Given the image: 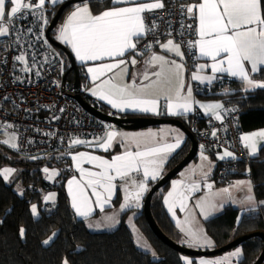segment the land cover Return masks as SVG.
<instances>
[{
    "label": "snow or ice",
    "instance_id": "snow-or-ice-1",
    "mask_svg": "<svg viewBox=\"0 0 264 264\" xmlns=\"http://www.w3.org/2000/svg\"><path fill=\"white\" fill-rule=\"evenodd\" d=\"M50 2L56 4L58 0H50ZM45 3L46 0H36L35 3H32V0H0V37H7L16 32V40L19 41L25 30L15 28L13 21L17 17L23 18L25 14L37 17L44 24H47L48 21L43 11ZM113 4L126 6H113L98 15H93L87 0H85L82 5L74 7L58 32L57 39L69 45L76 58L82 62L103 60L106 57L114 59L113 63H104L88 68V72L92 74L93 82L99 80L105 73L113 72V70H117L116 75L122 78L127 73V64H136L135 57L130 61L119 58L123 57L129 50H136L139 39L153 31L155 25L148 27L145 24L143 14L164 7L162 0L147 3L137 2V0H113ZM7 5H11V7L9 8ZM185 8L190 17L195 16L198 19L196 30L198 38L195 41H188L189 48H197L201 57H208L212 61L210 65H197L196 71L192 73V80L211 83L218 78L216 74L227 73L229 76L238 77L245 85L246 91L257 88L264 89V81H256L251 77V73H256L261 69V66H264V12L261 9V0H201L199 4L182 6L181 10L184 11ZM187 27L191 28L192 26L188 25ZM26 31L32 32V28L29 27ZM39 38L37 37V39ZM159 46L183 58L184 53L181 51V45L175 43L174 40L169 39ZM147 47L151 48L152 45L149 44ZM14 60L24 65L23 71H31L24 52L15 56ZM147 63L159 66V71L151 74L144 73L142 77L144 81H149L150 77H156L150 83L137 86L135 80L131 83H116L113 78H108L96 84L92 94L106 100L112 108L119 110L133 109L140 112L156 113L159 108L160 97L163 96L167 101L166 107L169 114L183 115L192 112L193 106L199 102L193 99L190 86L187 88L186 94H182L184 90V82L181 76L183 64L174 60L169 61L164 56L156 54H153ZM246 63L250 64V69L246 67ZM206 68L211 69L212 75H201ZM173 76L179 81L178 87L174 90V95L171 88L162 86L164 83H171ZM227 92L228 90H225L226 94ZM199 107L206 114L214 116L216 120H223L221 114L222 110H225L223 104H199ZM117 136L123 138L122 143L127 141L128 147L122 153L112 156L111 160L88 152L69 153L76 169L81 174L80 180L73 176L68 181L72 208L79 217L87 219L96 208L103 211L106 206H109L116 191L115 181L117 179L130 181V184L124 185L123 203L120 205V210L123 211L131 207L139 208L141 198L148 190L147 181L158 177L168 156L177 150L182 143L180 136H177L173 143H158L155 134L152 132L126 134L108 131L103 138L95 143V147L107 151L112 147ZM212 136H216L215 131L212 132ZM257 137L264 140V131L241 137L244 147L250 149L252 155L257 152ZM12 139H15V136ZM9 142V140L3 141L5 144H9ZM86 143L92 144L91 141L75 138L70 141L69 146ZM132 145L135 146V150L132 149ZM11 147L16 148L17 144L11 143ZM201 158L203 160L208 159L203 155V152H201ZM226 158H235L234 153L225 149L223 154L218 155V159L221 161ZM32 159H37V157H32ZM84 163L93 164L99 171L85 169L82 166ZM14 171L15 169L4 168L0 170V173L7 180ZM43 171L48 174L49 180L58 175L56 170L50 172L47 167ZM133 173H141L142 179L132 178ZM203 175L206 179L208 173L204 172ZM85 177H87L86 180ZM237 183L244 184L245 182ZM247 183L249 191H251V182ZM181 184L183 181H174L172 191L165 197L164 202L168 205V210L173 216L176 215L175 208L177 205L181 211L185 210V202L188 198L186 193L199 189L198 183H192L180 190L178 185ZM205 186L208 189L213 187L211 183H206ZM87 189H91V197H95L94 201L87 194ZM229 191V188L221 189L212 194L211 197L204 198L197 203V207L205 218L223 208L224 202L217 204L215 197L227 194ZM54 199V193L44 197L45 201ZM246 202L249 205H254V198L249 195ZM31 213L33 216L38 215L36 204L31 205ZM105 220L111 222L105 224V227H114V224L118 222L114 220V217H105ZM185 223L188 222L185 221ZM177 224L180 225L179 220ZM89 227H93V225L89 224ZM95 227L100 228L101 224L97 223ZM182 231H186L193 244H212L211 239L206 234L194 231L190 224L187 229L182 228ZM19 235L21 238L24 237L25 230L23 228L19 230ZM55 235L53 233L43 243L49 244ZM136 244L147 248L146 244H141L139 236L136 239ZM152 254L155 256V253ZM241 255L242 249L237 248L223 260H201L199 264H231V257L239 258ZM184 259L186 264H193L191 260ZM62 264H69L67 258L62 261Z\"/></svg>",
    "mask_w": 264,
    "mask_h": 264
},
{
    "label": "trees",
    "instance_id": "trees-1",
    "mask_svg": "<svg viewBox=\"0 0 264 264\" xmlns=\"http://www.w3.org/2000/svg\"><path fill=\"white\" fill-rule=\"evenodd\" d=\"M186 1L194 4L200 0ZM89 2L93 13L96 14L114 6L112 0H89ZM61 4L62 2L56 4L48 2L45 5L48 22H51ZM73 6L66 8L60 20ZM261 9L264 12V0H261ZM52 33L55 37L54 29ZM4 38L0 37V42L4 41ZM54 49L63 58L67 80L74 82L75 76L70 69L71 62L66 51L55 46ZM255 76L264 81V66H261ZM80 77L82 80L81 72ZM200 88L197 93L199 96L219 99L224 106H237L241 113L242 133L264 128V89L246 91L240 79L227 76L220 77L209 88L201 86ZM225 90H228L227 94ZM85 99L104 110L89 97L85 96ZM202 121L201 124H205L207 118ZM190 147L191 142L188 141L172 155L167 170L178 164L188 154ZM7 149L10 153L17 154L15 149ZM204 151L215 156L211 151ZM38 156L40 157L33 161L23 159L17 161L23 166L19 175L23 186L22 192L16 188L15 183L5 180L0 174V264H62L65 258L69 264H186L183 253L164 243L154 233L143 212L136 217V223L152 244L157 257L137 246L133 232L126 224V213L122 216L120 224L112 230L89 229L85 219L76 215L66 190V180L73 172L67 148L48 156ZM222 163L221 161L218 167ZM45 165L53 168L63 167V170L56 175L55 181L50 182L46 178L43 171ZM238 166V171L232 173L225 183L235 177L248 176L252 180L256 198L264 201V144L257 155L248 161H239ZM156 182L157 180L153 181L152 186ZM169 186L170 183L154 194L152 210L165 233L179 243L180 232L166 208L163 197ZM52 188L58 192L55 202L45 201V191ZM119 201L118 195L114 204H118ZM32 204L37 205V216L31 213ZM263 206L240 214V208L228 205L220 214L205 220L206 228L219 246L239 236L264 231V218L261 214ZM21 228L25 230L23 238L19 235ZM53 233L56 234L53 240L47 245L44 244L43 241ZM240 246L244 254L240 264H253L263 249V239L259 236L251 237Z\"/></svg>",
    "mask_w": 264,
    "mask_h": 264
},
{
    "label": "built area",
    "instance_id": "built-area-1",
    "mask_svg": "<svg viewBox=\"0 0 264 264\" xmlns=\"http://www.w3.org/2000/svg\"><path fill=\"white\" fill-rule=\"evenodd\" d=\"M162 2L163 8L143 14L145 24L155 27L139 39L136 50L132 51L145 57L169 36L181 44L188 67L193 68L196 51L189 48L188 41H195L198 37V20L190 17L186 8L181 10L182 6L190 5L186 0ZM32 3L35 1L32 0ZM43 11L47 19L45 7ZM48 23L44 24L30 14L17 17L13 21L15 28L25 30L21 39L17 41V33L13 32L0 42V129L17 136L15 150L21 156H48L68 148L72 138H96L111 127L76 100L77 92L74 84L66 78L63 58L46 37ZM188 25L192 27L188 28ZM29 27L32 32L26 31ZM149 44L151 48L147 47ZM21 52L26 54L31 71H23L24 65L14 60ZM194 89L196 93L201 90L198 84H194ZM79 92L84 94L85 87L81 86ZM224 109L223 120L208 118L205 124H201L206 117L201 110H195L188 122L200 148L203 145V150L215 155L225 149L234 153L235 158L224 160L217 168L214 175L216 184H225L229 176L238 171L239 161H248L255 156L241 140L240 110L234 105H225ZM106 113L119 116L113 110ZM213 131L216 132L215 137L212 136ZM261 214L264 218V206Z\"/></svg>",
    "mask_w": 264,
    "mask_h": 264
},
{
    "label": "crops",
    "instance_id": "crops-1",
    "mask_svg": "<svg viewBox=\"0 0 264 264\" xmlns=\"http://www.w3.org/2000/svg\"><path fill=\"white\" fill-rule=\"evenodd\" d=\"M63 1H65V0H58V2H63ZM137 2H146L147 3V2H154V0H137ZM200 2H201V0L198 3H194V4H199ZM49 3L53 4L50 1H49ZM87 3H88V6H89V8H90V10H91L93 15H98L101 12H103L104 10L112 8V7L106 8V9H104L101 12L96 14V13H93L90 2L88 1ZM45 5H46V3H45ZM114 6L119 7V6H126V5H122L121 4V5H114ZM74 7H75V5L66 13V15L62 18V20H60L62 25L65 22L66 17L69 15L70 11L74 10ZM55 38H56V35H55ZM169 39L174 40L175 43H179L174 38L167 36V37L163 38L160 41L159 45L163 44V43H166ZM57 40L60 41L59 39H57ZM60 42H62V41H60ZM63 44H65V43H63ZM65 45L71 51V53L74 55V57L76 59V62L78 64V66H79L80 72L83 74L82 85H81V86L85 87V93H84L85 95H83V96L84 97L87 96L90 99L94 100V102H97L104 109L102 111L109 112L110 110H113V111H116L118 115L180 117L181 119L186 120L187 122H189L191 120V118H192V114L194 113V111L195 110H201L204 113V115H205V117L207 119L208 118H214V116L206 114L204 112V110L199 107V104L221 103V104L224 105V103L221 100H219V99H207V98H204L202 96L197 95V93H196V91L194 89V84H198L199 86H201L203 88H205V87L209 88L211 85H214L216 80H218L222 76H227V77L239 79L238 77L229 76L227 73H218V74H216L218 78L213 80L211 83H208L207 81H204V82L194 81V80H192V73L194 71H196V66L199 65V64H208V65H210L212 63L211 59L208 58V57H201L199 55L198 49L195 48V51H196V63H195V66L193 68H190V67H188L185 54L183 55V58H181V57L176 56L175 53L168 52V51H166L165 49L161 48L158 45V47H157V49L155 51L147 54L145 57H141V56L133 53L132 50H129L128 52L125 53V55L123 57L119 58V59H124L125 61H130L133 57H135V59H136V64L135 65H132L131 63L127 64V73L124 74L122 76V78L120 76L116 75L117 70H113V72L105 73V75L101 76L99 80L93 82V80L91 78L92 74L88 72V68L89 67H96V66H98L100 64H104V63H113L114 59L106 57L103 60L84 61V62H82V61H80V60H78L76 58V56H75L74 52L72 51L71 47L69 45H67V44H65ZM181 51L184 53V50H183L182 46H181ZM153 54L162 55L169 61H173L174 60L177 63H182L183 64L184 67H183V71L181 73V76H182V79H183V82H184V90H183L182 94H186L187 88L190 86L192 88L193 99L195 101L199 102V104H195L193 106L194 110L192 112L187 113V114H183V115H171V114H169L168 110H167V107H166L167 101H166V99L163 96L160 97L159 108H158V111L156 113H153V112H140V111H135L133 109L119 110V109L112 108V106L110 104H108V102L106 100H102L98 96L92 94V90L95 88L96 84H99L101 81H103L105 79H108V78H113L114 82H116V83H131L133 80H135L137 86H140L141 84L150 83L151 80L156 79V77H150L149 81H144L142 79V77H143L145 72H148L149 74H151L153 72L159 71V66L158 65H151V64L147 63V61L150 59V57ZM246 67L250 69L251 66H250V64L246 63ZM71 71H73V74L75 76L74 70H71ZM256 73H251L252 79H254L256 81H262V80H259L255 76ZM201 75H212L211 69L210 68H206L201 73ZM66 76H67V74H66ZM74 82H75V79H74ZM74 82H72V83L74 84ZM178 85H179L178 79L173 76V77H171V83H164L162 86L165 87V88H171L173 90L172 94L174 95V90H175L176 87H178ZM244 88H245V85H244ZM223 113H224V110H222V113H221L222 116H224ZM107 123H109V125L111 126L108 131H116L118 133H126V134H138V133L152 132V133L155 134V139H156V141L158 143H173L175 141V138L177 136H180V137H182V143H181V146L177 150H175L174 152H172L168 156L167 160L165 161V163L163 164V166L160 169L158 177L156 179H154V180L153 179H149L147 181L148 190L142 196L141 201H140L141 206L139 208L131 207V208L125 209L123 211L120 210V205L123 203L124 185L126 183L130 184V181H128V180L121 181V180L117 179L115 181V183L117 185L116 191H115V193L113 195L112 202H111V204L109 206H106L103 211H101L98 208H96V210L93 212V214L90 215L87 219L78 216L79 218L85 219L86 224H87L88 227H89V224L93 225V227H89V229H91L93 231H106V230H112V229L116 228L120 224L122 216L128 211L133 212V215L135 217H137L141 212H143L144 201H145V198H146L150 188L152 187V182L155 181V180H158L159 178H161L167 172V164H168L171 156L174 155L182 147H184L186 145V143L189 141V139H188L187 135L185 134V132L180 127H178L176 125H173V124L154 125V126L144 127V128H140V129H125V128H118L116 126V124H114V123H111V122H107ZM260 131H264V128L258 129V130H254V131L244 132L242 134V136H246V135H249V134H252V133H257V132H260ZM104 136H105V133L103 135L99 136V137H96V138H90V137L79 138L81 140L91 141L92 144H87L86 143V144H82V145H73V146L70 147L69 146L70 142H69V145H68V148H67L68 155H69V153L76 154L78 152H88V153H90L92 155L101 156V157H104L105 159L111 160L112 156L122 153L128 147L127 141H124L122 143L123 138L121 136H117V138L113 142L112 147L110 149H108L107 151H105L104 149L95 147V143L98 142L99 139L103 138ZM72 139H75V138H72ZM263 144H264V140H261V139H259L257 137V152H256L255 155L258 154V152H259V150H260V148H261V146ZM131 147H132L133 150H135V146L134 145H132ZM199 151H198V153H199ZM224 151L225 150L220 151L215 156L211 155L214 158V162L209 163L208 167L206 168V170H207L206 172L208 173V176H207L206 179H208L210 181L212 186H213V182L212 181H215V179H214L215 172L217 170L218 164L221 162V160L218 159V155L223 154ZM69 157H70V160H71V165H72L73 172L69 175V177L66 180V190H67L68 196L70 198V203H71V206H72L71 196L69 195V192H68V181L70 179H72L73 176H75L78 180H80L81 179V174L76 169L75 164H74L73 160L71 159V155H69ZM197 158H199V154H197L196 159ZM227 159H230V158H226L225 160H227ZM222 162H224V160ZM82 166L85 169L90 170V171H99V169H97L93 164L84 163ZM244 177L245 176L235 177V178H233L234 180L231 179L229 184H228V186H230V188H232L231 186H233V185H242L243 187L246 186V188H249L247 180L243 179ZM132 178H135L137 180L142 179V174L141 173H133L132 174ZM240 178H242V179H240ZM86 179H87V177H85V180ZM204 179H205L204 175H202V176L196 175L197 183H200ZM249 180L252 181L250 178H249ZM240 181H244L245 183L244 184L237 183V182H240ZM82 182H84V181H82ZM253 188H254V186H253ZM172 189L173 188H172V185H171L163 193L164 201H165V197L168 195V193L170 191H172ZM212 189H214L213 191H216V187L215 188L212 187ZM232 190H234V189H232ZM234 193H235L234 196H238L239 195L236 191ZM87 194L91 197V189H87ZM118 195L120 196V201H119L120 203H119V205H116V204H114V200L118 197ZM224 195L226 196V200H227L228 195L227 194H224ZM234 196H230V200L229 201H224V202H227V203H225V207L228 206V205H233L235 207L240 208V210H241V207H239V205L236 204ZM91 198H92L93 201L95 200V197H91ZM93 207L95 208L94 204H93ZM166 208L168 210V205H166ZM224 208L222 209V211L224 210ZM175 210L177 212L176 216L180 217L182 215L181 214L182 213L181 210L178 209V208L175 209ZM168 212H169V210H168ZM122 213H123V215H122ZM220 213H214L213 215L209 216L208 218H205L204 221L206 219H209V218H211L213 216H216V215H218ZM169 214H170L171 218L174 220V222L176 223V226H178L177 227L178 230L180 231V227L177 224L174 216L172 215L171 212H169ZM201 216H203V215L200 214V218H201ZM105 217H114V220L118 221V222H116L114 224V227H105L104 226L105 224L111 223L110 221H106ZM134 220H133V222L135 223L136 221H134ZM97 223L101 224L100 228H96L95 227V225ZM128 226L130 227V224ZM185 238L186 237H184V239ZM180 240L181 239H179V241ZM182 242L184 244H186L184 242V240H182ZM198 247L199 246H195V248H198Z\"/></svg>",
    "mask_w": 264,
    "mask_h": 264
},
{
    "label": "rangeland",
    "instance_id": "rangeland-1",
    "mask_svg": "<svg viewBox=\"0 0 264 264\" xmlns=\"http://www.w3.org/2000/svg\"><path fill=\"white\" fill-rule=\"evenodd\" d=\"M49 1L50 0H46V3H48ZM35 2H36V0H35ZM84 2L75 3L74 5L75 6L82 5ZM10 7H11V5L9 6V8ZM71 11H73V10H71ZM61 26H62V23L60 21L57 24V26L55 27V29H54V31L56 32L55 33L56 38L58 36V32H59V29H60ZM13 136H15V135L11 134V133H9V132H7L5 130L0 129V170H2L4 168L15 169V171L9 176V178L7 180L9 182H11V183H15L16 184V188L18 190L20 189V192H22L23 191V188H22L23 186H22L21 180L19 179V175H20L21 171L23 170V166L18 164L17 161L18 160H22V159L23 160H28V161H33L35 159H32V157H37L38 158L40 156H38V155L21 156V155H18V154L10 153L7 148H10V149L14 150L15 148L11 147V143H16L17 144V136H15V139H12ZM4 140H9L10 141L9 144L3 143ZM201 152H203V155L208 158L207 160H203L201 158ZM198 154H199V158H197V159L195 158L184 169H182L180 171V173L175 178H173L171 180L170 184L172 185V188H173V182L174 181H183V184L178 185V189H180V190H183L185 188V186H187V185H191L192 183H197L196 175L202 176L203 173L207 171L206 168L208 167L209 163L214 162V158L209 153L204 151L202 148H200V151H199ZM44 167H47L50 172H51V170H56L59 173L60 171L63 170V167H61V166H54V168H53V167H50V166L48 167V165H45ZM0 174H2V173H0ZM45 176L47 178L48 174L45 173ZM56 177L57 176H55L51 180H49L48 178L47 179H48V181L53 182V181L56 180ZM249 178L250 177L245 176L243 179H245V180H247V182H249L250 181ZM240 179H242V178H240ZM212 182H213V187L214 188L216 187V191H213L214 189H208L205 186L206 183H210V181L208 179L202 180L200 183H198L199 184V189L197 191L186 193L188 198H187V200L185 202L186 203L185 210L181 211L182 215L180 217H177L176 215L174 216L176 222L178 220L180 221V225H179L180 231L179 232H180L181 235H180L179 239H181V240L179 241V243H181L182 245H184L186 247H189V248H192V249H199V250H213V249H216V248L220 247L218 245V243L215 241V239L209 234V232H208V230L206 228V225H205V221H204L205 216L201 213L200 209L197 207V203L199 201H202L204 198L211 197L212 194L219 192L222 188L223 189L224 188H229L230 189L229 193H227L228 198L226 200V196L224 194L220 195V196H216L215 197V201L217 202V204H219L220 202L229 201L230 200V196H234L235 195L234 192L236 191L239 195L238 196H234V197H235L236 204L239 205V207H241L240 214H243L245 211H248V209L251 210V209H254V208H258L260 205H264V203H261V202H264V201H259L256 198L252 181H250L251 182V184H250L251 191H249V188H246V186L243 187L242 185H233V186H231L232 188H230V186H228L230 181L225 183V184H220V185H217L215 183V181H212ZM232 189H234V190H232ZM51 193L55 194V199L54 200H49V202L50 201L51 202H55V200L57 198V193H58L55 188H52V189H49V190L45 191L44 197L47 196L48 194H51ZM249 195H251L254 198V205H249L246 202L247 197ZM119 203L116 204V205H119ZM225 203H227V202H224L223 208L225 207ZM177 208L180 209L178 205L176 206L175 209H177ZM223 208H221L216 213H220ZM175 213H177L176 210H175ZM200 214L203 215V216H201V218H200ZM122 215H123V213H122ZM135 218L136 217L133 215V212H131V211L126 212L125 221H126L127 225L130 224V228L133 231L135 242H136L137 237L139 236L141 238V244H146L147 248L141 247V246H138V245L137 246L140 249L144 250V251L151 252V254L155 253L154 257H157L156 252H155L152 244L150 243V241L146 238V236L140 230V228L138 227L136 222L135 223L133 222V220ZM134 221H136V219ZM185 221H187L188 223H185ZM189 224L191 225V227H192V229L194 231H199V232H202L203 234H206L207 237L211 239L212 244L211 245H203V244L197 245V244H193L190 241V238L187 235L186 231H182V228L187 229ZM184 237H186V238L184 239ZM182 240H184V242L187 245L184 244L182 242ZM195 246H199V247L195 248ZM237 248L242 249V255L239 258L231 257V264H240V259L244 255L242 246L233 247V248H231V249H229L227 251L218 253L216 255H201V256H197V257H192V256L184 254L183 258H187L188 260H191L193 262V264H199V262L201 260H206V261L223 260L224 258L229 257V254L232 253L233 251H235V249H237ZM194 258L196 259V261H194Z\"/></svg>",
    "mask_w": 264,
    "mask_h": 264
},
{
    "label": "water",
    "instance_id": "water-1",
    "mask_svg": "<svg viewBox=\"0 0 264 264\" xmlns=\"http://www.w3.org/2000/svg\"><path fill=\"white\" fill-rule=\"evenodd\" d=\"M85 0H65L62 2L60 7L57 9V12L51 22H49V25L46 30V37L51 45L55 47H59L66 51L69 60L71 62V70H74L75 72V82H74V89L76 90L77 94L75 95V98L81 106L91 112L95 117L105 121V122H111L116 124L118 128H125V129H140L144 127L154 126V125H161V124H173L178 127H180L185 134L187 135L189 141L191 142V147L188 152V154L173 168L167 170V172L157 180V182L150 188L143 206V213L145 214V217L151 226L154 233L167 245L174 248L175 250L192 257H197L201 255H216L218 253L227 251L233 247L240 246L244 241L250 239L251 237L259 236L263 239V249L257 258V260L253 264H264V231H258L250 234H245L242 236L237 237L236 239L230 241L227 244H224L216 249L213 250H199V249H192L189 247H186L177 241H175L173 238H171L168 234L165 233V231L161 228V226L158 224L157 220L155 219L153 215L152 210V200L154 194L159 191L162 187L169 184L173 178H175L182 169H184L190 162H192L198 154V151L200 149L198 141L195 138V135L190 130L188 126V122L186 120L181 119L180 117H158V116H132V115H119V116H111L107 114L106 112L102 111L99 107L93 105L90 101L86 100L83 96V93H80L82 80L80 77V69L76 62V59L74 55L68 50L67 46L63 44L62 42L58 41L53 36V29L57 26V24L60 21L61 16L65 12L66 8L69 6L74 5L75 3L84 2ZM89 1V0H87ZM48 3H46L47 5Z\"/></svg>",
    "mask_w": 264,
    "mask_h": 264
}]
</instances>
